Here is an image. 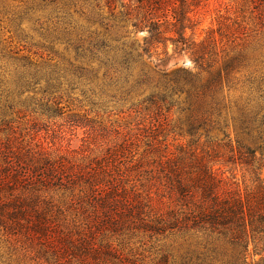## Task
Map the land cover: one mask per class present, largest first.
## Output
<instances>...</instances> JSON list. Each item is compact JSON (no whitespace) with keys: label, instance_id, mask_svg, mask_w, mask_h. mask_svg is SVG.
Listing matches in <instances>:
<instances>
[{"label":"trees","instance_id":"trees-1","mask_svg":"<svg viewBox=\"0 0 264 264\" xmlns=\"http://www.w3.org/2000/svg\"><path fill=\"white\" fill-rule=\"evenodd\" d=\"M78 1L84 25L56 0H32L23 12H48L33 20L40 37L51 50L65 45L73 62L63 65L51 53L50 61L62 60L19 65L13 59L9 68L0 54V88L23 95L41 86V116L49 119L67 113L79 88L97 100L116 89L123 101L136 102L130 110H141L137 127L104 137L111 144L84 156L68 181L56 179L67 170L65 157L42 161L40 150L8 137L1 177L10 176L14 163L32 174L44 166V181L62 186L41 183L18 195L0 186V232L45 264H170L176 257L161 243L172 238L184 244L179 264H264V55L257 52L260 29L248 28L251 14L233 25L220 18L199 40L195 0ZM259 15L261 25L264 11ZM139 32H147L142 46L132 38ZM145 56H155V70ZM184 57L192 68L169 75L170 63ZM68 120L75 128L93 123L83 114ZM170 133L186 144H170ZM226 154V163L245 169L251 182L241 185L215 169ZM5 196L13 199L3 203ZM51 226L63 250L48 241Z\"/></svg>","mask_w":264,"mask_h":264},{"label":"rangeland","instance_id":"rangeland-1","mask_svg":"<svg viewBox=\"0 0 264 264\" xmlns=\"http://www.w3.org/2000/svg\"><path fill=\"white\" fill-rule=\"evenodd\" d=\"M32 0H0V50L1 56L7 58L4 60L8 67H11L12 60L16 59L19 65L22 64H51L54 65L62 59L50 61L54 58L51 53H58L64 59L63 65L73 62L72 52L65 51V45H57L53 50L49 48V43L40 37L38 32L39 27L35 24L36 17L42 18L46 13H35L29 16L25 15L24 10L29 6ZM60 5L66 6L69 9L74 21L80 25L87 24L86 19L80 15L79 7L82 2L78 0H56ZM199 4L196 9L197 17L200 25L196 29V36L199 40L205 38L206 33L210 29H216L220 18H225L233 25L237 17H242L243 14L250 15L253 22L250 20L248 28L253 24L260 29L259 39H261V49L257 51L258 54L264 55V22L260 25L259 13L264 11V0H195ZM19 13V15H18ZM22 14V16H21ZM19 16V17H18ZM22 17V21L18 18ZM264 19V18H263ZM21 25H20V24ZM20 25V27H18ZM262 26V27H261ZM191 35V32H188ZM17 36H20L18 38ZM147 36V32H139L133 35V40L136 41L138 46L143 45V40ZM257 54V53H256ZM143 63L150 69L155 70L159 64L156 58L148 59L147 56L143 58ZM97 66V65H96ZM162 66H159L161 68ZM186 68H192V63L188 57L177 59L170 63L167 67V73L173 74L174 72ZM64 68V67H61ZM12 69V68H11ZM8 74V80H9ZM5 79V75L0 74V82ZM84 91V92H83ZM106 90L107 94L100 100L91 97L92 92L87 91L86 88H79L73 91L72 105L64 111L67 113L63 116L54 117L49 119L46 116H41V105L44 96L41 92V86L35 90L22 94L12 93L10 88H0V149L8 137L14 136L18 143H22L26 150L31 148L33 150H40V157L42 161L44 156H49L51 161L58 157H65V162L60 163L68 170L61 173V176L56 175V179L63 178L65 181L71 177L72 173L76 172L79 164L84 156L99 155L103 148H107L111 142L104 140L106 136H111L112 139L117 138L116 131L124 134L130 129L135 131L138 121V113L136 109L130 110L132 103L135 101H123V94L116 89ZM100 94V90H96ZM87 93V94H86ZM90 96V97H89ZM115 96V98L113 97ZM95 102L96 104H92ZM14 105V106H12ZM64 106H67L65 104ZM136 108V107H135ZM69 111V112H68ZM72 114L86 115L90 123L86 128H75L71 126L68 116ZM175 118V116H173ZM132 124L129 126V124ZM99 125L101 128H99ZM103 128L106 129L103 131ZM100 129H102L100 131ZM109 133V135H108ZM123 135V134H122ZM178 140L176 141V139ZM170 144L182 145L186 144V139L177 137L170 133L168 139ZM16 143V141H15ZM44 153V155L42 153ZM1 162L5 159L8 152H1ZM47 154V155H45ZM39 157V156H38ZM227 154L222 161L215 166V169L223 175L224 178H231L235 176L238 182L243 183L251 182V175L241 167H233L226 163ZM45 161V160H44ZM8 162V161H7ZM58 164V163H57ZM40 173L32 174L24 164L14 163L10 167V176H0V186L2 189H14V194L18 195L19 191H26L34 189L41 183H45L51 189L61 190V183L55 186V182H45L44 174H47L44 166H42ZM46 171V172H45ZM20 175L21 180L17 184H13L11 178L15 175ZM264 178V170L262 172ZM54 187V188H53ZM104 192H100L98 199L102 197ZM13 197L5 196L2 199L3 203H8V200ZM48 241L55 248L63 250L59 246L60 234L56 226H51ZM4 232H0V264H45L44 261L38 260L35 255H27L23 247L14 246L12 239L3 236ZM161 246L170 249L171 254L176 258L171 259L170 264H179L180 257L184 254L185 249L181 239H169ZM144 252L147 261L153 258V249L148 247ZM77 264V263H74Z\"/></svg>","mask_w":264,"mask_h":264}]
</instances>
